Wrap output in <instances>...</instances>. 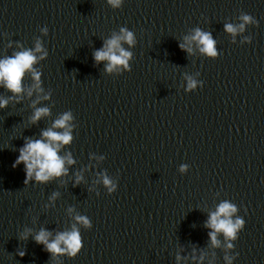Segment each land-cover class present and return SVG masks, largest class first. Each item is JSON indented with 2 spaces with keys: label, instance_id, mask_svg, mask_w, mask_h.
Wrapping results in <instances>:
<instances>
[{
  "label": "water",
  "instance_id": "95a60500",
  "mask_svg": "<svg viewBox=\"0 0 264 264\" xmlns=\"http://www.w3.org/2000/svg\"><path fill=\"white\" fill-rule=\"evenodd\" d=\"M122 28L131 57L108 72L94 55ZM25 50L40 90L31 72L20 94L0 84V264H264V0H0V60ZM66 112L58 154L74 163L25 184L20 150ZM224 202L243 227L214 246L205 225ZM73 229L74 254L35 241Z\"/></svg>",
  "mask_w": 264,
  "mask_h": 264
},
{
  "label": "clouds",
  "instance_id": "9594fccd",
  "mask_svg": "<svg viewBox=\"0 0 264 264\" xmlns=\"http://www.w3.org/2000/svg\"><path fill=\"white\" fill-rule=\"evenodd\" d=\"M108 3L113 8L120 6L121 0H108ZM244 23L234 26L232 24L225 25V31L231 34H235L237 31H243L244 25L251 22V17L244 15L241 17ZM126 42L129 45L134 43L133 34L126 29H121L120 36H113L112 39L105 43L103 49L95 52L94 58L97 62L108 61L107 71H113L115 66H127L128 59L131 57V53L126 52L121 47V42ZM191 41L197 42L201 47L200 51L211 57H215V41L212 39L211 34L202 32L197 29L195 34L191 37ZM181 49L191 51V49H184V45H180ZM35 51L41 52L40 44L37 43ZM46 56L47 53H44ZM41 59L44 56L40 57ZM37 62L36 55L31 50H25L15 53L14 56L0 60V84L7 88L14 94H20L23 91L22 81L25 74L31 72L35 83V88L40 90L39 79L40 74L33 65ZM194 86V81L189 82V87ZM31 95V91L29 92ZM47 99V97H45ZM7 105V101H0V108H4ZM34 106V105H33ZM49 115L47 108L36 109L34 115L31 118V122L35 124L40 120L42 116ZM71 113H64L59 119L55 120L53 127L42 133V139L40 140H28L24 147L20 150L19 157L17 158L13 167L23 164L26 171L25 184L29 183L33 177L37 182L44 183L52 179L53 177H60L66 175V169L64 167L65 162L68 164L74 163L71 159V155L61 157L58 153L62 146L69 145L72 141V135L70 129H68V122L71 120ZM56 129H68L65 131H56ZM79 183V178L77 180ZM104 184L107 186L110 181L105 178ZM109 191H113L112 188ZM236 208L234 205L224 202L221 203L216 212L210 214V218L206 223V227L212 229L209 233L212 244L214 246L219 245V241L216 239L217 233H223L226 239H235L236 233L243 227V221L237 219L235 222L231 219ZM86 227L88 221L84 217H77ZM50 233L41 230L36 236L35 241L38 244L44 245L46 251L52 255L63 253L66 250H70L71 254L77 252L81 247V241L79 233L76 229L71 232H64L57 235L55 240L49 241ZM26 238V237H25ZM64 244L66 247L61 248L60 245ZM231 247V245H228ZM23 256V253H20Z\"/></svg>",
  "mask_w": 264,
  "mask_h": 264
}]
</instances>
